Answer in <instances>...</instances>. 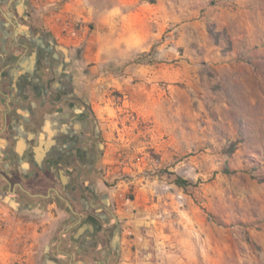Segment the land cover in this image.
Returning <instances> with one entry per match:
<instances>
[{
  "label": "rangeland",
  "instance_id": "1",
  "mask_svg": "<svg viewBox=\"0 0 264 264\" xmlns=\"http://www.w3.org/2000/svg\"><path fill=\"white\" fill-rule=\"evenodd\" d=\"M25 3L98 116L108 264H264V0ZM27 218L0 189V264H42Z\"/></svg>",
  "mask_w": 264,
  "mask_h": 264
},
{
  "label": "crops",
  "instance_id": "2",
  "mask_svg": "<svg viewBox=\"0 0 264 264\" xmlns=\"http://www.w3.org/2000/svg\"><path fill=\"white\" fill-rule=\"evenodd\" d=\"M10 1L0 5V31L4 32L0 40V175L6 172L2 175L9 189L13 184L12 206L28 216L25 230L33 240L32 252L41 250L43 257L44 247L53 242L51 237L58 221L65 215L56 209L54 193L49 190L60 195L59 181L68 183L72 168L55 165L51 157L63 155L66 163L76 164L70 153L81 156V148L89 151L85 141L75 139L83 122H87L85 115L94 116L98 125L99 122L94 106L75 82L71 57H67L58 36L36 29L38 25L29 15L26 3L12 5ZM127 27L136 25L131 21ZM60 50L65 52L64 59ZM87 130L84 127V137ZM89 176L85 183L90 185L93 182H89ZM92 185L103 192L106 188ZM48 196L51 199H46ZM44 258L45 262L60 261L55 255Z\"/></svg>",
  "mask_w": 264,
  "mask_h": 264
},
{
  "label": "flooded vegetation",
  "instance_id": "3",
  "mask_svg": "<svg viewBox=\"0 0 264 264\" xmlns=\"http://www.w3.org/2000/svg\"><path fill=\"white\" fill-rule=\"evenodd\" d=\"M7 2L8 0H0V5ZM10 3L24 5L25 0H11ZM14 8L16 10L15 6ZM7 31L9 35L11 29ZM2 38H4V32L0 31V40ZM60 53L64 59L65 52L60 50ZM76 101L81 102L79 98H76ZM85 117L87 122H83L84 126L79 133L75 134V139L79 142L85 141L89 151L81 148V156L78 153H70V157L77 162L76 164L66 163L63 155L55 154L51 157L56 161L55 165H71L72 168L68 171L69 182L63 184L59 181L60 195L52 189L49 190L50 193H54L56 207L65 215L58 221L53 234V242L44 248L46 251L52 250L55 256L60 258V261L45 262L46 251L44 250L42 264H108L117 252L118 218L110 210V201L104 192L85 183V177L89 176L93 170L97 154L102 150L100 144L102 133L95 117L88 114ZM30 118H34V116L30 115ZM86 126L88 135L84 137V127L86 128ZM79 160L84 163H78ZM75 168L76 170H74ZM82 168H84L83 171L80 170ZM1 173L6 174V172ZM2 174L0 175V189H4L5 194L10 196L13 184L9 189L8 181ZM103 185L106 187L104 183ZM46 199H51V196ZM82 225H86V227L82 233L77 235V229Z\"/></svg>",
  "mask_w": 264,
  "mask_h": 264
},
{
  "label": "trees",
  "instance_id": "4",
  "mask_svg": "<svg viewBox=\"0 0 264 264\" xmlns=\"http://www.w3.org/2000/svg\"><path fill=\"white\" fill-rule=\"evenodd\" d=\"M176 183L179 185V186H184L186 181L184 179H182L181 177H177L176 178Z\"/></svg>",
  "mask_w": 264,
  "mask_h": 264
},
{
  "label": "water",
  "instance_id": "5",
  "mask_svg": "<svg viewBox=\"0 0 264 264\" xmlns=\"http://www.w3.org/2000/svg\"><path fill=\"white\" fill-rule=\"evenodd\" d=\"M63 180H64V178H63ZM85 227H86V225H82V226H80V227L77 229V235L80 234V233H82V232L84 231Z\"/></svg>",
  "mask_w": 264,
  "mask_h": 264
}]
</instances>
